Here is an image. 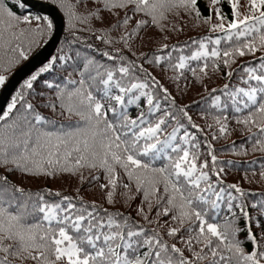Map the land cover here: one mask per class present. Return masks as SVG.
<instances>
[{
    "label": "snow or ice",
    "instance_id": "6c2138e0",
    "mask_svg": "<svg viewBox=\"0 0 264 264\" xmlns=\"http://www.w3.org/2000/svg\"><path fill=\"white\" fill-rule=\"evenodd\" d=\"M0 93V264H264V0H0Z\"/></svg>",
    "mask_w": 264,
    "mask_h": 264
},
{
    "label": "trees",
    "instance_id": "16d2710c",
    "mask_svg": "<svg viewBox=\"0 0 264 264\" xmlns=\"http://www.w3.org/2000/svg\"><path fill=\"white\" fill-rule=\"evenodd\" d=\"M205 0H201V6L203 7ZM246 2V0H241V4H244ZM243 11V9H241ZM224 11L226 13H229L230 15V10H229V6L227 4L224 5ZM198 33L196 30H193L191 27V24L188 25L187 28H185V31L183 34H181L179 36V40L183 41V40H187L189 37L192 36H196ZM63 38V36H62ZM217 84H221L223 83V81H217ZM198 88H193L191 89L181 100L180 103L182 104H191L194 100L198 99ZM175 94V92H174ZM195 118V117H194ZM197 122H201L199 120H197ZM232 139H236L238 140L239 137L234 136ZM225 143L224 141H221V144ZM228 143H231V141H228ZM217 147H220V145H217ZM222 160H234V161H239L241 162V164L243 165L242 167L239 168H232L231 170H229V174L227 176V181L229 183H239L242 187H244L246 190H249L250 192H254V193H258V194H264V183H247L243 180V176H244V167H246V164H244V162L249 161V160H253L255 159L254 156H234L231 155L230 153H226L224 155H222L220 157ZM67 178H64L62 180H57L55 182H49V186L52 188H68L69 190L71 189V184L72 182H70V185H65V182ZM22 183L25 186H30V187H37L38 185L44 183L43 181H35V180H31L28 178H25ZM261 197L258 195L256 197H250L249 198V202H251L252 200H258Z\"/></svg>",
    "mask_w": 264,
    "mask_h": 264
},
{
    "label": "water",
    "instance_id": "95a60500",
    "mask_svg": "<svg viewBox=\"0 0 264 264\" xmlns=\"http://www.w3.org/2000/svg\"><path fill=\"white\" fill-rule=\"evenodd\" d=\"M62 31L59 33V37L61 38L62 37ZM44 51H45V54L47 53V52H49V51H51V52H54V46L53 45H47V46H45L44 47ZM6 95V93H1V95H0V103H2L3 102V98H4V96Z\"/></svg>",
    "mask_w": 264,
    "mask_h": 264
},
{
    "label": "rangeland",
    "instance_id": "374dc122",
    "mask_svg": "<svg viewBox=\"0 0 264 264\" xmlns=\"http://www.w3.org/2000/svg\"><path fill=\"white\" fill-rule=\"evenodd\" d=\"M66 181H68V182H65V183H64L65 185H70V184H71V183H70L71 181H69L68 179H66Z\"/></svg>",
    "mask_w": 264,
    "mask_h": 264
}]
</instances>
